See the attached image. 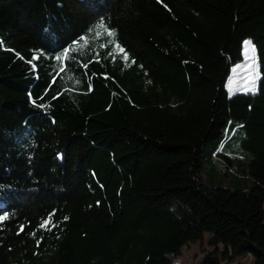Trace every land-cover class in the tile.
Instances as JSON below:
<instances>
[{
  "label": "trees",
  "instance_id": "trees-1",
  "mask_svg": "<svg viewBox=\"0 0 264 264\" xmlns=\"http://www.w3.org/2000/svg\"><path fill=\"white\" fill-rule=\"evenodd\" d=\"M236 124L251 182L208 185ZM0 216V264H264V0H0Z\"/></svg>",
  "mask_w": 264,
  "mask_h": 264
},
{
  "label": "rangeland",
  "instance_id": "rangeland-1",
  "mask_svg": "<svg viewBox=\"0 0 264 264\" xmlns=\"http://www.w3.org/2000/svg\"><path fill=\"white\" fill-rule=\"evenodd\" d=\"M248 43H245V42ZM259 78L257 55L253 44L247 38L242 42V59L231 66L230 73L226 79V87L229 94L238 91L254 92L256 91ZM228 138L222 145L223 149L229 150V156L232 163L221 155H214L210 148L214 140H208L202 146L201 151V169L202 181L211 186H226L232 189L247 188L251 178L246 172L250 150L242 144L244 130L236 124L230 126ZM221 146V142L218 143ZM201 241L189 242L182 246L181 252L176 256L179 264H198L206 250L209 249L205 237ZM222 264H253L252 257L249 254L238 256L231 261H222Z\"/></svg>",
  "mask_w": 264,
  "mask_h": 264
},
{
  "label": "snow or ice",
  "instance_id": "snow-or-ice-1",
  "mask_svg": "<svg viewBox=\"0 0 264 264\" xmlns=\"http://www.w3.org/2000/svg\"><path fill=\"white\" fill-rule=\"evenodd\" d=\"M100 27H103V23L101 22V24L99 25ZM109 35H114V32H109ZM83 39V38H82ZM245 43H248L247 41ZM121 51H123V49H121ZM68 49H65V54H67ZM125 58L127 59V57L125 56ZM4 219L3 216H0V220ZM49 221L45 220L44 223L41 225V227H46L48 225ZM23 228V226H21Z\"/></svg>",
  "mask_w": 264,
  "mask_h": 264
},
{
  "label": "crops",
  "instance_id": "crops-1",
  "mask_svg": "<svg viewBox=\"0 0 264 264\" xmlns=\"http://www.w3.org/2000/svg\"><path fill=\"white\" fill-rule=\"evenodd\" d=\"M235 126V125H234ZM234 126H233V128H234ZM227 143V142H226ZM226 143H225V146H226ZM224 157L226 158V159H229V161H231V163H232V159L230 158V156H229V150H227V149H224Z\"/></svg>",
  "mask_w": 264,
  "mask_h": 264
}]
</instances>
